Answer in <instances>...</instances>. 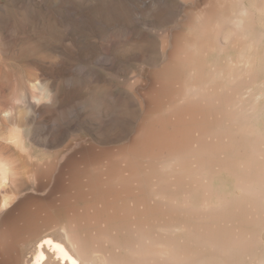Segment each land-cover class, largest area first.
I'll list each match as a JSON object with an SVG mask.
<instances>
[{"label": "rangeland", "instance_id": "374dc122", "mask_svg": "<svg viewBox=\"0 0 264 264\" xmlns=\"http://www.w3.org/2000/svg\"><path fill=\"white\" fill-rule=\"evenodd\" d=\"M192 1L0 0V95L33 70L58 86L55 104L29 121L35 160H24L28 171L56 169L48 182L34 176L0 197V264L10 257L1 232L22 216L18 264H35L48 237L81 264H264L255 169L264 111L252 117L264 87V0H196L183 29ZM240 10L244 33L231 24ZM253 24L261 44L251 71L211 62L244 45L250 54ZM131 71L141 81L134 93ZM93 147L107 148L102 173L69 196L68 173ZM103 193L127 199L103 207ZM44 264L61 263L50 255Z\"/></svg>", "mask_w": 264, "mask_h": 264}, {"label": "bare ground", "instance_id": "6f19581e", "mask_svg": "<svg viewBox=\"0 0 264 264\" xmlns=\"http://www.w3.org/2000/svg\"><path fill=\"white\" fill-rule=\"evenodd\" d=\"M191 4H193V10L188 11V9H187V11H185L187 13H186L185 19L183 20V22L181 24V27H183V29H188L189 27L192 26V23L196 19L195 18L196 11L199 10V8H200V4L196 0H193ZM172 6L174 8H176V9L178 8V6L180 7V5H178L177 3H174ZM187 7H188V4H187ZM245 11L244 10H240L239 11V14L241 16H239V17H237V18H235V19H233L231 21V24L234 27V29L237 30V32H240V33H244V26H245V21L246 20L242 17V15H245V13H246ZM185 12H184V14H185ZM252 27H253V29L249 30L250 33L248 32V34L250 35L249 36L250 37L249 38L250 39L249 47L251 49V50H249L250 51L249 52L250 54L245 55L243 53L244 50L248 48V47L245 48V45H244L243 47L241 46V48L238 50V54H237V56L235 58H227L226 57V60L227 61H225V62L224 61H221V60H213L212 59L211 62L218 63V64H222V65H226L228 67L229 66H235V67H239V68L243 67V68H246L248 70L250 69V71H251L252 70L251 68L253 66V64H251V59H252L251 56H253L252 51L254 52V50H256L257 48L259 49L260 48V44H261V37L259 35L258 30L254 27V24H253ZM181 31H183V30H181ZM189 36H190V34H189ZM185 54H187V53H185ZM171 60H173V59H171ZM204 62H208L206 60V58L205 59H201V61H200V63H204ZM253 68H254V66H253ZM254 70L255 69H253V71ZM259 91H260V93H256L257 95L255 97H257V99L260 100V104H259V106H258V103L256 104V108H254L255 109V112L252 114V117L254 119L256 118V120H257L258 116L260 115V112H263L264 111V87L262 85L259 88ZM249 94H250L249 96H252V93L251 92H249ZM254 95H255V93H254ZM257 106H258V108H257ZM260 121H259V123L261 124V126L259 125V127H260V131L262 133V138L264 139V118L262 120H260ZM253 127H255V126H253ZM253 127H252L251 130H253ZM245 133H247V132L245 131ZM249 147H250V145H249ZM106 149H104V148H97V147H93V148H90V149L88 148L87 151H86V149H84L86 155L83 154L84 155V156L82 155L83 158L80 159L79 161H78V158L75 159L77 161H76L75 164L73 163L74 166L70 169V172L68 173L70 175V177H71V183H70V185L67 186V193L69 194V196H71L73 194V191L80 192V190L82 188V183L84 182V181L82 182V179L83 178H88V177L92 176L95 171H97V170L100 169L99 167H98V169L96 167L99 165V163L102 161V159L106 156V154L108 152ZM84 150L82 151V153L84 152ZM229 152H230V150H229ZM242 156H243V160H245V162L247 163V161H246L247 153H244V155H242ZM256 156H258V155H256ZM261 157L262 158L259 159V162H261L260 163L261 165L259 164L258 167L255 166V169L258 171V175L264 180V149L261 152ZM102 165H104V163ZM247 166H245L244 169H246ZM220 168H222V165H221ZM54 169H56V167L55 166H51V164H50L49 167H44L43 169H40V168L38 169L36 166L30 167L29 168V172L33 175L32 177H34V176L37 177L38 176V178L39 177L42 178L43 179V182L46 183V182H48V180L50 179V177H52L51 175L53 174ZM100 172L102 173V171H100ZM86 183H88V182H86ZM203 183H204V181H203ZM200 187H203V186H200ZM201 189H203V188H201ZM126 199H127L126 196L109 195L108 193H103V195H101V197L99 199H96V204L99 203L103 207H107V206L111 205L110 207L116 208L115 206H119L120 205V202H118V201H121V202L124 203V202H126ZM210 201H211V199H210ZM209 207H210V205H209ZM209 207H207V208H209ZM219 208L220 207H218L217 209H219ZM215 209H216V207H215ZM24 225H25V217L22 216L21 218H18V219L13 220L10 223V225L4 227V230L1 232V237H2V239H1V241H2L1 252L3 253L4 256H7V255L10 256L9 258L6 259V264H18L19 263V261H18V258H19L18 257V254H20V255H21V253L24 254V250L23 249L21 250V252L18 251V246L20 244V241H24L25 240V237H26V231H24V230L22 231V229L24 228ZM36 249H37V251H36V256H35V260H36V263L35 264H44V263H46L47 260L50 259V255L54 256V258L59 263H61V264H81L80 259L77 258L76 256H74L71 253L70 249H68V247L64 243H62L60 241H57V240H55V239H53L51 237H48V238H45V239L39 241L37 243ZM164 252L166 253L167 250L164 251ZM170 254H171V252H170Z\"/></svg>", "mask_w": 264, "mask_h": 264}, {"label": "clouds", "instance_id": "9594fccd", "mask_svg": "<svg viewBox=\"0 0 264 264\" xmlns=\"http://www.w3.org/2000/svg\"><path fill=\"white\" fill-rule=\"evenodd\" d=\"M141 81L131 71L127 91L134 93ZM58 86L38 70L21 74L8 92L0 95V197L7 198L19 185L32 179L24 160L33 162V146L30 142L31 124L36 110L42 106H53Z\"/></svg>", "mask_w": 264, "mask_h": 264}]
</instances>
